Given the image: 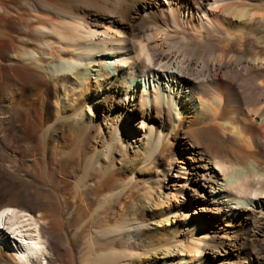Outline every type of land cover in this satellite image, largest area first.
<instances>
[{"label":"bare ground","instance_id":"6f19581e","mask_svg":"<svg viewBox=\"0 0 264 264\" xmlns=\"http://www.w3.org/2000/svg\"><path fill=\"white\" fill-rule=\"evenodd\" d=\"M5 208L12 264H264V0H0Z\"/></svg>","mask_w":264,"mask_h":264},{"label":"rangeland","instance_id":"374dc122","mask_svg":"<svg viewBox=\"0 0 264 264\" xmlns=\"http://www.w3.org/2000/svg\"><path fill=\"white\" fill-rule=\"evenodd\" d=\"M148 83V82H147ZM25 172L22 173V176H26L27 174ZM29 180H32V178L29 176L28 177ZM55 194H60V192H58L57 190H53ZM61 199H62V196H61ZM69 216V213H68V206L65 207V217ZM0 263L1 264H12L11 262V259H10V256L5 254L4 251H2L0 249ZM55 264H60V262H57Z\"/></svg>","mask_w":264,"mask_h":264},{"label":"snow or ice","instance_id":"6c2138e0","mask_svg":"<svg viewBox=\"0 0 264 264\" xmlns=\"http://www.w3.org/2000/svg\"><path fill=\"white\" fill-rule=\"evenodd\" d=\"M16 210L13 208H5L2 211H0V229H3L5 227L4 219L5 217L11 216ZM22 215H27L26 213H22ZM11 231V229H9Z\"/></svg>","mask_w":264,"mask_h":264}]
</instances>
